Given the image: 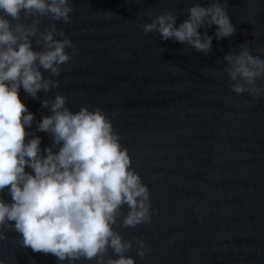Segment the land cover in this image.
Instances as JSON below:
<instances>
[{"label": "water", "instance_id": "95a60500", "mask_svg": "<svg viewBox=\"0 0 264 264\" xmlns=\"http://www.w3.org/2000/svg\"><path fill=\"white\" fill-rule=\"evenodd\" d=\"M195 2L209 0H73L69 22L55 21L76 49L54 77L58 87L37 98L21 88L18 96L35 120L50 114L40 100L56 93L72 111L98 106L112 119L154 210L149 223L117 226L125 239H142L149 249L137 257L133 243L126 254L136 264H264V97L236 95L222 71L224 53L241 44L264 57V0H227L236 31L213 38L207 54L143 34L148 14L172 10L179 23ZM52 22L42 17L38 28ZM206 30L212 35L214 26ZM32 47L38 48L34 40ZM35 134L42 150L51 145L47 133ZM7 187L0 198L10 202ZM5 234V264H57L53 254L18 244L16 231Z\"/></svg>", "mask_w": 264, "mask_h": 264}, {"label": "clouds", "instance_id": "9594fccd", "mask_svg": "<svg viewBox=\"0 0 264 264\" xmlns=\"http://www.w3.org/2000/svg\"><path fill=\"white\" fill-rule=\"evenodd\" d=\"M72 2L0 0V191L8 186L11 197L10 202L0 198V240L12 229L20 234L18 244L53 254L57 264H136L135 257L126 254L133 243L137 257L149 249L142 239H125L117 226L149 223L154 210L149 187L132 167L112 119L98 106L81 105L72 111L67 97L56 93L40 100L50 114L35 120L18 96L21 88L26 97L37 98L38 91L58 87L54 77L76 49L55 21L69 22ZM22 16L31 17L30 22L24 23ZM148 16L150 22L140 26L143 34L158 33L161 40L172 39L202 54L210 52L213 38L229 39L236 31L227 0L192 3L179 23L172 10ZM42 17L53 21L43 31L38 28ZM211 26L214 32L209 35L206 29ZM223 62L232 92L264 97V57L244 43L238 51L224 53ZM38 131L51 137V145L43 150ZM26 165L31 172L25 171ZM198 213L194 208L193 215ZM0 264L5 261L0 259Z\"/></svg>", "mask_w": 264, "mask_h": 264}]
</instances>
